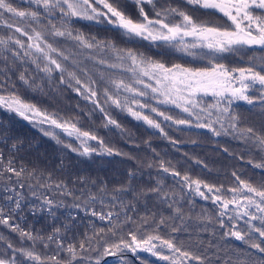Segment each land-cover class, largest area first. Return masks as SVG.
Wrapping results in <instances>:
<instances>
[{"label": "snow or ice", "instance_id": "snow-or-ice-1", "mask_svg": "<svg viewBox=\"0 0 264 264\" xmlns=\"http://www.w3.org/2000/svg\"><path fill=\"white\" fill-rule=\"evenodd\" d=\"M81 22L116 33L119 42L99 31L85 32L76 26ZM0 29L7 33L0 35V109L40 127L57 144L63 143L55 132L60 129L79 143L64 147L81 156L136 159L106 145L98 129L82 127L85 117L100 113L105 129L124 135L111 115L115 109L174 145L178 141L165 125L204 130L214 140L230 136L243 151H223L242 161L245 154L259 155L246 163L261 170L258 180L233 170L225 187L159 159L147 183L138 161L114 182L78 176L70 184L53 179L54 172L65 171L63 159L52 170L29 167L19 155L23 141L5 130L0 229L7 234L0 231V264H108L111 257L133 264L128 253L140 264L147 262L139 253L166 264H264V57L250 56L243 67L223 62L253 47L264 51V0H0ZM129 44L158 51L149 54ZM173 53L202 66L169 63L165 57ZM22 89L56 103L71 92L84 106L78 102L75 115L66 117L27 100ZM241 102L250 111L259 109L258 122L236 111ZM169 106L178 112L172 114ZM169 177L175 180L171 186ZM196 197L210 200L214 211L196 213ZM61 208L66 212L58 215ZM40 219L46 223L36 228ZM178 233H188L187 241ZM201 233L208 234L207 243Z\"/></svg>", "mask_w": 264, "mask_h": 264}, {"label": "trees", "instance_id": "trees-1", "mask_svg": "<svg viewBox=\"0 0 264 264\" xmlns=\"http://www.w3.org/2000/svg\"><path fill=\"white\" fill-rule=\"evenodd\" d=\"M18 2V0H14ZM130 11L135 13V9L130 7ZM194 17L200 19H213L215 17H206L202 12H193ZM83 28L85 32H97L101 35L114 36L119 42V37L116 33H106L97 27H88L85 23L76 25ZM6 31L0 29V35H6ZM125 46V45H121ZM127 47H137L140 51L153 54L156 49H148L146 47H140L139 45L129 44ZM255 53H262V51H255ZM252 55L250 51L243 57L239 55H228L223 61L228 66L236 67L244 66L241 62H237L239 59H246ZM159 58V57H157ZM169 63L179 62L186 65L202 66L201 64H192L175 55L171 54L165 57ZM22 94L27 100L37 103L41 108H48L49 111L53 109H59L64 116H73L78 111L76 108L79 102L80 106H84L82 100H78L74 93L64 92L63 97L59 98V103H56L47 96H41L28 91L21 90ZM206 100L210 98H205ZM170 108V106H169ZM172 114H176L178 110L170 108ZM236 111L241 114L242 117H247L249 122H258L259 109L249 110V106L242 102L236 106ZM113 118L126 130L122 135L120 130L112 128V130L105 129L103 124L102 114L96 113L91 119L85 117L82 120V127L84 129H98L97 134L104 140L105 144L109 147L119 150L122 153L129 154L136 159H128V156H108L98 155L93 153L90 156H81L78 153L72 152L70 149L64 147L66 143H72L73 147H79V143L73 138H68L60 129H55V132L59 134V138L63 141L61 144H57L56 140L49 136H45L40 130V127H33L31 123L17 116L15 113H9L5 109H0V132L7 130L14 138H18L23 141V150L19 154L23 157V163L32 167L38 165L40 168H47L52 170L63 159L65 165L64 172H54L53 179H64L71 184V181L78 176H88L91 178H103L107 179L110 183L116 179H122L129 169H135L138 167V161H142L140 171L143 173V182L147 183L149 172L154 176L157 172V164L159 159L165 161H171L178 170L183 174L188 172L193 178H201L214 183H224L225 187L229 185L230 173L233 170H244L246 176H251L254 180H258L261 175V170L254 169L246 163L249 158L256 161L260 159L259 155L249 156L245 154L244 160L233 159L228 153L223 151L224 148H228L232 153H241L243 151V145L230 136H221L215 140L210 137V134L204 130H178L175 126L170 124L165 125L168 135L178 141L177 144H172L169 140L161 137L158 132L153 129H149L142 122H136L126 113H122L119 110L113 109L111 111ZM44 128H48V125H44ZM130 133V136H129ZM196 140L197 143L193 144L192 141ZM145 141L150 142V147L145 144ZM90 144L94 147H99L96 141H91ZM155 149V152H153ZM158 154V155H157ZM196 160H200L202 163L197 164ZM152 163L151 169L147 168L148 163ZM21 161H17V167L20 166ZM206 165V167H205ZM211 170V171H209ZM139 175V173H138ZM163 175V173H161ZM167 183L169 186L175 183L171 177L168 178ZM71 203V200H68ZM214 211V206L211 201H205L199 197L195 198V212L199 213L201 210ZM66 210L61 208L58 210L60 213H65ZM34 218L29 217V223ZM61 219L63 217L61 216ZM46 221L40 219L39 223L35 224L36 228H40ZM27 227V225H25ZM50 230V229H49ZM7 234V230L0 229ZM191 231V230H190ZM179 240L187 241L188 233L176 234ZM202 239L207 243L209 239L208 234L201 233ZM13 242H17V237L12 234ZM179 242V241H178ZM228 243L234 244L237 248L243 249L246 246L235 241H228ZM165 254H168L165 250ZM141 257L147 262V264H166L164 261H159L156 257H152L148 253H139ZM128 259L132 260L133 264H140L131 253L127 254ZM108 264H119V259L116 257L108 258ZM195 264V262H193Z\"/></svg>", "mask_w": 264, "mask_h": 264}, {"label": "rangeland", "instance_id": "rangeland-1", "mask_svg": "<svg viewBox=\"0 0 264 264\" xmlns=\"http://www.w3.org/2000/svg\"><path fill=\"white\" fill-rule=\"evenodd\" d=\"M174 54H176L177 56L176 57H179L180 58V54L179 53H173V55ZM261 57H264V51H262V54L260 55ZM182 59H184V60H188V61H190L191 63H194V64H201L200 62H198V61H193L191 58H188V57H184V58H182ZM246 60V62H247V60H248V58L247 59H245ZM237 62H240V59L237 61ZM236 63V62H235ZM234 63V64H235ZM202 65V64H201Z\"/></svg>", "mask_w": 264, "mask_h": 264}, {"label": "flooded vegetation", "instance_id": "flooded-vegetation-1", "mask_svg": "<svg viewBox=\"0 0 264 264\" xmlns=\"http://www.w3.org/2000/svg\"><path fill=\"white\" fill-rule=\"evenodd\" d=\"M252 56L259 57V56H257V55H252Z\"/></svg>", "mask_w": 264, "mask_h": 264}]
</instances>
